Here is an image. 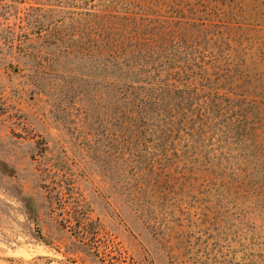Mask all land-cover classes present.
I'll list each match as a JSON object with an SVG mask.
<instances>
[{
  "label": "rangeland",
  "instance_id": "obj_1",
  "mask_svg": "<svg viewBox=\"0 0 264 264\" xmlns=\"http://www.w3.org/2000/svg\"><path fill=\"white\" fill-rule=\"evenodd\" d=\"M109 1L0 0V264H264L259 189L245 198L190 152L150 168L100 114L89 35ZM232 11L237 61L261 79L264 0Z\"/></svg>",
  "mask_w": 264,
  "mask_h": 264
},
{
  "label": "trees",
  "instance_id": "obj_2",
  "mask_svg": "<svg viewBox=\"0 0 264 264\" xmlns=\"http://www.w3.org/2000/svg\"><path fill=\"white\" fill-rule=\"evenodd\" d=\"M113 1L92 14L89 35L100 114L130 153L146 147L142 164L145 156L154 155L152 168L190 152L193 164L226 173L245 198L259 189L263 199L264 73L254 78L237 61L241 43L230 26L238 0H132L137 12L115 10ZM212 140L229 154L203 161ZM26 209L33 216V206Z\"/></svg>",
  "mask_w": 264,
  "mask_h": 264
}]
</instances>
